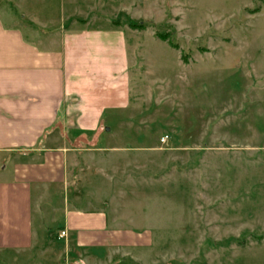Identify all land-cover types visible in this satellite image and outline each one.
Segmentation results:
<instances>
[{
	"label": "rangeland",
	"instance_id": "obj_1",
	"mask_svg": "<svg viewBox=\"0 0 264 264\" xmlns=\"http://www.w3.org/2000/svg\"><path fill=\"white\" fill-rule=\"evenodd\" d=\"M182 1L146 17L133 105L107 123L139 149L93 154L84 192L151 229L134 264H264V0Z\"/></svg>",
	"mask_w": 264,
	"mask_h": 264
},
{
	"label": "crops",
	"instance_id": "obj_2",
	"mask_svg": "<svg viewBox=\"0 0 264 264\" xmlns=\"http://www.w3.org/2000/svg\"><path fill=\"white\" fill-rule=\"evenodd\" d=\"M157 1L0 0V264H134L152 247L84 191L93 154L139 149L106 144L107 123L133 105Z\"/></svg>",
	"mask_w": 264,
	"mask_h": 264
},
{
	"label": "built area",
	"instance_id": "obj_3",
	"mask_svg": "<svg viewBox=\"0 0 264 264\" xmlns=\"http://www.w3.org/2000/svg\"><path fill=\"white\" fill-rule=\"evenodd\" d=\"M162 141H165V138ZM64 235H65V232L63 231V232H61L60 237H62Z\"/></svg>",
	"mask_w": 264,
	"mask_h": 264
},
{
	"label": "water",
	"instance_id": "obj_4",
	"mask_svg": "<svg viewBox=\"0 0 264 264\" xmlns=\"http://www.w3.org/2000/svg\"><path fill=\"white\" fill-rule=\"evenodd\" d=\"M107 130H109V128H107Z\"/></svg>",
	"mask_w": 264,
	"mask_h": 264
}]
</instances>
